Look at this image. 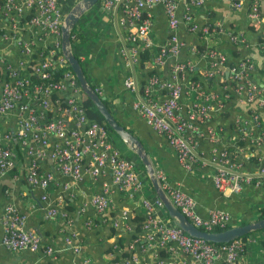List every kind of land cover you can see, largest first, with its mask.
Listing matches in <instances>:
<instances>
[{"label": "built area", "instance_id": "built-area-1", "mask_svg": "<svg viewBox=\"0 0 264 264\" xmlns=\"http://www.w3.org/2000/svg\"><path fill=\"white\" fill-rule=\"evenodd\" d=\"M98 1L106 13L119 14L117 21L124 32L125 42L122 54L131 64L139 61L143 49L139 42H143L144 47L151 43V9L156 4L164 7L169 37L154 58L155 65H164L166 56L174 57L179 53L181 43L177 40L176 31L180 23L202 35L215 30L209 26L199 27L191 13L192 7L201 6L206 0H187L181 18L177 13L180 0ZM245 1L233 0L234 8H241ZM248 19L254 27L262 24L258 0H249ZM62 20L59 0H0V42L17 47L22 57L13 62L0 48V118L13 111L19 118L14 133H0V173L14 169L18 152L22 150L32 159L25 178L29 184L43 190L40 198L46 200L44 188L50 186L53 173L42 171L38 158L43 159L45 150L49 149L48 155L61 174L80 181L85 175L96 178L108 168L117 188L126 196L134 197L141 186L134 171V163L115 147L113 133L104 122L87 117L80 85L61 52ZM24 32H29L31 36L22 38ZM229 38L234 44H243L245 41L243 34L237 32L229 33ZM192 51H196L208 63L201 77L195 75L193 63L177 61L170 64L169 77L162 80L159 74H152L132 108L165 137L185 171L192 172L196 165L209 163L214 165L212 181L220 193L234 195L251 188L264 196V87L253 81V63L243 58L227 66L225 54L217 49L193 48ZM56 70L61 72L57 78ZM225 71L230 78V88L219 92L205 87L207 80L219 74L224 75ZM124 86L132 91L136 89V82L129 76L124 80ZM157 88L163 91L162 98L155 96L154 90ZM95 91L101 93L98 89ZM187 91L193 95L188 108L180 103L183 93L184 96L188 95ZM232 93L241 95L246 104L244 114L234 120L235 143H229V135L226 137L222 126L202 128L211 115L225 110ZM48 112L52 113L51 117L47 116ZM199 127L204 129L200 130L199 135L212 143L207 158L197 151L194 132L199 131ZM222 139L225 146L219 144ZM14 140L17 144L14 142L13 147L11 143ZM237 141L243 144L238 145ZM87 155L88 165L82 170ZM240 155L249 162L250 158H254L255 162L250 163L254 167L253 171L242 170ZM155 175L174 206L200 230L213 232L216 228L234 223L232 214L218 207L210 208L206 215L200 214L190 194L170 186L161 170L156 169ZM109 192L106 186L102 192L90 198V205L102 219L112 208ZM141 205L145 211L141 226L144 236L136 237L129 243L128 248L132 253L135 252V244L138 246L139 243L141 247L140 241L144 239V243L146 241L148 246L158 247L157 250L169 253L179 250L188 258L185 264H239L247 245L253 241L252 236L247 235L226 243H211L190 236L172 222L159 219L155 210L164 208V205L158 196L152 201L143 198ZM45 215L50 218L59 215V212L57 208L49 207ZM61 215L67 224L71 223L66 212H61ZM125 215L126 211H123L122 216ZM24 220L25 216L13 204L4 207L0 247L10 252L30 250L52 255L53 247L43 244L37 233L26 230ZM114 227L132 231L130 225L118 220ZM79 239V234L74 231L65 234V243L75 253L80 252ZM129 258L137 261L133 255ZM156 264L175 262L158 251Z\"/></svg>", "mask_w": 264, "mask_h": 264}, {"label": "crops", "instance_id": "crops-1", "mask_svg": "<svg viewBox=\"0 0 264 264\" xmlns=\"http://www.w3.org/2000/svg\"><path fill=\"white\" fill-rule=\"evenodd\" d=\"M77 1L59 0L63 17ZM258 1L263 17V22L259 27H254L248 19L249 0L245 1L241 8H234L233 0H206L201 6L192 7V16L199 27L209 26L215 30L208 35H202L199 32L190 31L186 25L180 23L176 31L177 40L181 43L180 51L177 56H166L164 65H155L153 62L159 54L160 47L169 37L167 16L162 4H156L151 9L150 45L144 47L143 42H139L140 48L150 53V59L145 62V65L139 63L140 59L131 64L122 54L125 42L124 32L117 21L119 14L115 16L106 13L99 1L82 15L73 30L75 44L72 49L82 65L88 82L94 89L100 90V96L106 99L108 109L117 121L141 141L154 169L161 170L165 174L170 186L178 187L190 194L196 201L200 214L206 215L210 208L218 207L230 212L235 222L244 221L247 216L249 220L255 219L258 210L264 206V196L251 188L243 189L234 195L220 193L212 181L214 165L209 163L196 165L192 172L185 171L177 161L175 151L168 145L165 137L155 131L143 116L132 108V105L139 98L141 89L152 73L159 74L162 80L167 79L170 64L177 61L193 63L195 75L201 77L208 63L196 51H192L193 48L195 50L198 48L219 50L225 54L227 66L248 58L254 67L253 81L264 87V47L262 46L264 0ZM186 2L187 0L179 1L177 13L180 18L185 10ZM235 32L243 34L245 39L243 44L231 42L229 33ZM30 36L29 32H24L21 37ZM0 48L13 62L22 58L18 54V48L10 46L8 42H0ZM129 76L136 82V89L132 91L124 86V80ZM205 87L219 92L230 88V78L227 72L207 80ZM186 89L187 87L184 88ZM154 93L158 98L163 97V91L159 88L155 89ZM187 93L188 95L185 96L183 93L180 102L186 108L193 101L192 92L187 91ZM245 106L242 96L232 93L225 110L220 114L211 115L206 120L205 127L203 125L202 128L222 126L226 137L229 135L227 138L230 140L229 143H235L233 141L235 138L234 120L237 116L244 114ZM18 119L15 111L1 117L0 133L1 131L14 133ZM73 119L69 118V120ZM202 128L199 131L196 130L194 135L197 140L198 153L207 158L212 143L199 135L200 130H204ZM112 139L118 151L134 163V171L141 181V186L134 197L126 196L117 188L108 168L96 178L85 175L80 181L61 174L56 170L53 160L48 155L49 149H46L45 156L43 159L38 158V162L42 171L53 173V179L50 186L44 188L47 199L42 200L40 196L43 190L39 186L29 184L25 178L32 159L22 150L18 152L15 168L10 172L0 173V238L3 232L1 224L3 209L6 205L13 204L18 212L25 216L24 228L37 233L43 244L53 247L54 253L47 255L30 250L10 252L0 247V264H156L157 252L161 250H157L158 247L148 246L146 241L144 243V239L140 241L141 247L135 244L133 253L128 248L132 239L125 238L120 246H117L119 237L131 231H126L122 227H114L115 221L125 223L124 217L126 216L143 218L145 211L141 200L145 198L152 201L157 194L138 156L114 134ZM52 141H55V138H52ZM14 142L16 143L15 140L11 143L13 147ZM219 144L226 145L223 139ZM16 149H18L17 146ZM88 159L87 155L83 161L82 170L87 167ZM239 159L242 170L247 172L254 170L249 160H245L241 155ZM106 186L110 191L109 198L112 208L104 214L105 219H102L90 205V198L102 192ZM250 206L251 209L248 211ZM49 207L57 208L59 215L46 217L45 213ZM123 211H126L125 216H122ZM61 212L67 213L71 220L70 224L66 223ZM112 212L115 213L113 217ZM155 215L166 222L171 221L165 208L156 209ZM87 222H89L88 225ZM71 231L79 234V253H75L65 243V234ZM250 236L253 241L247 245L239 264H264V231L251 233ZM111 246L113 249L109 251ZM163 254L175 264H185L188 259L179 250ZM130 255L137 257V261L130 260Z\"/></svg>", "mask_w": 264, "mask_h": 264}, {"label": "water", "instance_id": "water-1", "mask_svg": "<svg viewBox=\"0 0 264 264\" xmlns=\"http://www.w3.org/2000/svg\"><path fill=\"white\" fill-rule=\"evenodd\" d=\"M98 0H78L71 9L64 15L61 25V52L66 61L69 63L74 75L76 76L83 93L90 99L95 108L102 115L104 122L110 127L116 136L126 144L131 151L140 159L146 168L147 175L151 184L163 202L164 208L167 211L171 221L181 228L185 233L193 237L203 238L211 243H226L236 238L243 237L253 231L264 229V218L246 223L244 225H235L230 228L206 232L200 230L192 224L181 211L174 206L164 190L161 188L159 181L156 178L155 170L150 158L148 157L145 148L141 141L130 131H128L110 112L108 107L103 102L104 98L99 96L92 85L88 82L85 72L79 60L75 56L71 46V32L82 15L91 9Z\"/></svg>", "mask_w": 264, "mask_h": 264}, {"label": "trees", "instance_id": "trees-1", "mask_svg": "<svg viewBox=\"0 0 264 264\" xmlns=\"http://www.w3.org/2000/svg\"><path fill=\"white\" fill-rule=\"evenodd\" d=\"M73 30H74V28H73ZM73 30H72V32H71V37H70V40H71V46H72V48H73V46H74V44H75V36L73 37ZM78 59V58H77ZM139 59H140V62L139 63H141L142 65H145V62H147V61H149V59H150V53H149V51L148 50H145V49H143V51H141V53L139 54ZM79 60V59H78ZM80 62V61H79ZM81 64V63H80ZM152 74H154V73H152ZM61 75V72H60V70H56L55 71V78H57V77H59ZM82 93H83V91H82ZM54 98V97H53ZM103 102L105 103V105L108 107V102L106 101V99H104L103 100ZM82 103H83V105H84V107H85V109H86V114H87V117L89 118V119H91V120H96V121H98V122H104V120H103V117H102V115L99 113V111L95 108V106L92 104V102L90 101V99L89 98H87V96L86 95H84V93L82 94ZM62 105L64 106V103H62ZM47 116L48 117H51L52 116V113L51 112H48V114H47ZM105 123V122H104ZM106 124V123H105ZM106 126H108L107 124H106ZM109 127V126H108ZM110 128V127H109ZM112 131V130H111ZM112 133L114 134V132L112 131ZM114 136H116L115 134H114ZM236 144H238V145H240V144H243V143H241V142H236ZM252 162H255V160H254V158H250V163L252 164ZM113 215H115V213H113L112 212V217H113ZM248 217V216H247ZM246 217V219H244V221H241V222H235V220H234V223L232 224H228L226 227H224V228H216V229H214L215 231H221V230H224V229H227V228H230V227H232V226H235V225H244V224H246V223H249V222H252V221H256V220H259V219H261V218H264V206H262L259 210H258V212H257V216H256V218L255 219H253V220H249L250 218L248 217L247 218ZM125 218V223L127 224V225H130L131 227H132V231L131 232H128L125 236H120L119 237V239H118V244H117V246H120V244H121V241H123L125 238L126 239H129V240H133L134 238H136V237H140V238H142L143 236H144V234H143V232H142V230H141V226H142V218H139V217H134V218H132V217H130V216H126V217H124ZM171 220V219H170ZM170 222H172V221H170ZM116 229V228H115ZM258 231H264V229H261V230H258ZM254 232H257V231H253V232H250L249 234H246V235H244V236H247V235H250L251 233H254ZM243 236V237H244ZM243 237H241V238H243ZM138 246H140L139 245V243H138ZM115 248V247H114ZM113 248H112V246H111V248L109 249V251L110 250H112ZM159 253H160V255H164L163 253H164V251L163 250H161V251H159Z\"/></svg>", "mask_w": 264, "mask_h": 264}, {"label": "clouds", "instance_id": "clouds-1", "mask_svg": "<svg viewBox=\"0 0 264 264\" xmlns=\"http://www.w3.org/2000/svg\"><path fill=\"white\" fill-rule=\"evenodd\" d=\"M69 64V63H68ZM69 67H70V65H69ZM70 69H71V67H70ZM72 70V69H71ZM73 72V71H72ZM76 77V76H75ZM77 79V78H76ZM79 83V82H78ZM80 89H81V87H80ZM94 89V88H93ZM95 90V89H94ZM96 92V91H95ZM81 93H82V89H81ZM83 94V93H82ZM98 94V93H97ZM85 95V94H84ZM99 96H100V94H98ZM102 97V96H101ZM15 168V167H14ZM13 170V169H12ZM11 170V171H12ZM27 181V180H26ZM173 223V222H172Z\"/></svg>", "mask_w": 264, "mask_h": 264}, {"label": "rangeland", "instance_id": "rangeland-1", "mask_svg": "<svg viewBox=\"0 0 264 264\" xmlns=\"http://www.w3.org/2000/svg\"><path fill=\"white\" fill-rule=\"evenodd\" d=\"M116 137H118V136H116ZM247 209V208H246ZM249 209H251V206H250V208H248V211H249ZM251 212V211H250Z\"/></svg>", "mask_w": 264, "mask_h": 264}]
</instances>
